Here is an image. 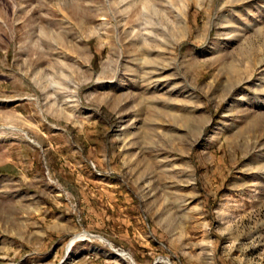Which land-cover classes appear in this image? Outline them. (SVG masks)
I'll use <instances>...</instances> for the list:
<instances>
[{
  "label": "rangeland",
  "instance_id": "rangeland-1",
  "mask_svg": "<svg viewBox=\"0 0 264 264\" xmlns=\"http://www.w3.org/2000/svg\"><path fill=\"white\" fill-rule=\"evenodd\" d=\"M234 1L0 0V264H264V0Z\"/></svg>",
  "mask_w": 264,
  "mask_h": 264
},
{
  "label": "bare ground",
  "instance_id": "bare-ground-1",
  "mask_svg": "<svg viewBox=\"0 0 264 264\" xmlns=\"http://www.w3.org/2000/svg\"><path fill=\"white\" fill-rule=\"evenodd\" d=\"M235 1H237V2H240V1H242V0H235ZM235 1H234V3H235ZM244 1V0H243ZM250 1V0H249ZM184 10H182L181 9V14L183 15L184 14V17H182V20H184V22H183V24L185 23V13H182ZM180 21H181V19H180ZM179 21V22H180ZM156 26V25H155ZM153 27V30L151 31V37H148L147 38V36L145 37V39H143L144 40V42L147 44L148 42L149 43H156V44H158V43H160L161 42V40H160V38L158 37V35L157 34H155V33H153L154 31L155 32H159L160 30L157 28V27ZM167 26V25H166ZM185 27H187V26H185V24L183 25V27H182V29L183 28H185ZM174 32H175V30H177V27L175 26L173 29H172ZM161 32V31H160ZM163 33V32H162ZM167 34V33H166ZM141 35V34H140ZM164 35V34H163ZM149 36V35H148ZM181 36V39L183 38V37H185V32L183 33V35H180ZM142 37H143V35H142ZM176 40V39H175ZM141 41V40H140ZM240 44V43H239ZM243 47V46H242ZM240 48L238 51H239V53L242 55V56H245L246 54H248V52H247V50H245L244 48ZM245 47V46H244ZM246 48V47H245ZM147 51V52H146ZM146 51H143L142 53L144 54V53H148V51H149V49H147L146 48ZM150 52V51H149ZM250 53V52H249ZM162 54H164L163 52H162ZM158 55V57H157V59L156 60H145V65L143 66V67H145V68H147V69H151V71H150V75L151 76H153L154 77V75H157L158 74V72L159 71H162L163 70V68L165 67V68H168V66H169V64L168 65H166V66H164L165 65V55ZM142 55V54H141ZM247 58V57H246ZM140 61H143V59H139ZM164 60V61H163ZM163 61V68L161 67L162 65H161V62ZM231 68V67H230ZM235 68V67H234ZM236 69V68H235ZM232 70V69H231ZM232 72V71H231ZM236 73H238L237 72V70H236ZM239 78V77H238ZM153 80V79H152ZM239 80V79H238ZM248 80H250V79H248ZM246 81V80H245ZM155 83H156V81H154ZM37 84L38 85H41V83L39 82V81H37ZM239 84V83H238ZM235 88H237V85L233 88L234 90H235ZM75 89H77L76 87H75ZM232 89V90H233ZM46 90V89H45ZM231 91V90H230ZM46 92V91H45ZM48 93L46 92V95H47ZM76 94H77V92H75L74 93V95H72L73 96V98H76ZM47 97L49 98V95H47ZM46 97V98H47ZM50 99V98H49ZM73 102V101H72ZM72 102H69V103H72ZM174 120H175V122H177V119H176V117L174 118ZM130 137H131V132H130V130H129V128L128 127H125L124 129H123V133L120 135V140H121V142H122V144H123V146H124V149L125 150H128L129 149V140H130ZM127 145H128V147H127ZM100 239H103V238H100ZM104 240V239H103ZM75 243V241H73V244Z\"/></svg>",
  "mask_w": 264,
  "mask_h": 264
},
{
  "label": "crops",
  "instance_id": "crops-1",
  "mask_svg": "<svg viewBox=\"0 0 264 264\" xmlns=\"http://www.w3.org/2000/svg\"><path fill=\"white\" fill-rule=\"evenodd\" d=\"M80 139H81V141H82V143H83V145L85 146V147H90V145L92 144L91 142H93L94 141V137H83V136H81L80 137ZM58 140L59 139H56L55 141L56 142H58ZM83 140H85V141H83ZM93 145L95 146V144H94V142H93ZM59 145H57V147H58ZM63 148L66 150V151H68V152H71V153H73V151L74 150H76V147H78L79 148V146H78V144H77V141H75V139L73 138V136H68V138L67 137H65V139H64V141H63ZM10 148L11 147H8V150L10 151ZM34 150V149H33ZM14 163H13V160L12 159H8L6 162H5V164H2V165H0V169H5V175H8V176H14V174L13 173H11V172H9L8 171V167L9 168H13V170L14 169H16V170H19L17 167H15L14 165H13ZM8 166V167H7ZM11 166H13V167H11ZM99 186V188H101L102 190H105V191H112V190H114L115 188H117L119 185L118 184H116V182H111V183H105V185H103V186H101V185H98ZM106 186H109V187H106ZM115 191V190H114ZM108 196L106 197V195H104V193H103V195H102V197L103 198H105V199H107V198H109V196H112V195H110V194H107ZM113 195H116V193H114ZM112 198H114V196L112 197ZM85 201H93V199H91L90 197H86V199H85ZM113 201V200H112Z\"/></svg>",
  "mask_w": 264,
  "mask_h": 264
},
{
  "label": "trees",
  "instance_id": "trees-1",
  "mask_svg": "<svg viewBox=\"0 0 264 264\" xmlns=\"http://www.w3.org/2000/svg\"><path fill=\"white\" fill-rule=\"evenodd\" d=\"M97 262H100V264H103V262H105V261L99 259Z\"/></svg>",
  "mask_w": 264,
  "mask_h": 264
},
{
  "label": "water",
  "instance_id": "water-1",
  "mask_svg": "<svg viewBox=\"0 0 264 264\" xmlns=\"http://www.w3.org/2000/svg\"><path fill=\"white\" fill-rule=\"evenodd\" d=\"M109 245L111 246V248H113L111 244H109ZM133 264H135V263L133 262ZM155 264H157V262Z\"/></svg>",
  "mask_w": 264,
  "mask_h": 264
},
{
  "label": "built area",
  "instance_id": "built-area-1",
  "mask_svg": "<svg viewBox=\"0 0 264 264\" xmlns=\"http://www.w3.org/2000/svg\"><path fill=\"white\" fill-rule=\"evenodd\" d=\"M31 142H32V143H34V141H33V140H31ZM117 251H118V249H117Z\"/></svg>",
  "mask_w": 264,
  "mask_h": 264
}]
</instances>
